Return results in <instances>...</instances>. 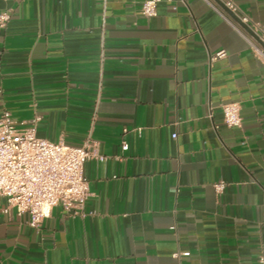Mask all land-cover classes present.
I'll use <instances>...</instances> for the list:
<instances>
[{"label": "crops", "instance_id": "0c3cea01", "mask_svg": "<svg viewBox=\"0 0 264 264\" xmlns=\"http://www.w3.org/2000/svg\"><path fill=\"white\" fill-rule=\"evenodd\" d=\"M235 1L251 26L264 24V0ZM144 2L0 0L11 14L0 26V115L39 117L36 135L52 142L97 143L83 214L59 204L34 228L0 198V264L264 255V43L204 0H161L153 17ZM226 102L239 103L241 127L224 123Z\"/></svg>", "mask_w": 264, "mask_h": 264}, {"label": "built area", "instance_id": "2783aa9c", "mask_svg": "<svg viewBox=\"0 0 264 264\" xmlns=\"http://www.w3.org/2000/svg\"><path fill=\"white\" fill-rule=\"evenodd\" d=\"M161 0H145L141 13L146 17L157 14ZM233 27L237 22L227 14L220 3L234 14L242 23L249 25L264 43V24L254 23L239 8L235 0H204ZM11 18L9 11L0 13V26L5 27ZM219 51L212 59L223 58ZM224 123L228 127H241L242 117L238 102L222 104ZM39 117L30 123H19L9 111L0 115V198L6 199L5 213L15 208L19 214L29 216V225L39 228L52 209L61 204L73 214H83L86 200L90 195L89 182L85 177L86 162L97 156V143L89 136L81 146H73L63 141L52 142L36 135L35 124ZM27 124V125H25ZM127 132V129H124ZM176 137V134L173 135ZM129 145L122 143V149ZM226 183H215L218 192L224 190ZM189 256V252L175 253ZM264 264V255L259 258Z\"/></svg>", "mask_w": 264, "mask_h": 264}, {"label": "water", "instance_id": "95a60500", "mask_svg": "<svg viewBox=\"0 0 264 264\" xmlns=\"http://www.w3.org/2000/svg\"><path fill=\"white\" fill-rule=\"evenodd\" d=\"M218 3L237 23H239V25H241V27H243L246 31H248L250 33V35H252L255 39L261 41L259 39V37L253 32V30L248 25L242 23L234 14H232L227 8H225L222 3H220V2H218Z\"/></svg>", "mask_w": 264, "mask_h": 264}]
</instances>
